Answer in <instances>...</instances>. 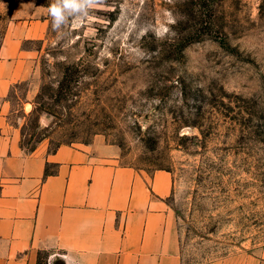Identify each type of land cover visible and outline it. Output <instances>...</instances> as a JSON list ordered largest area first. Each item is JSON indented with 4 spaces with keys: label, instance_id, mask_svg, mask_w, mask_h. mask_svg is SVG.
I'll use <instances>...</instances> for the list:
<instances>
[{
    "label": "rangeland",
    "instance_id": "1",
    "mask_svg": "<svg viewBox=\"0 0 264 264\" xmlns=\"http://www.w3.org/2000/svg\"><path fill=\"white\" fill-rule=\"evenodd\" d=\"M50 2L0 0V52L28 68L6 131L170 171L184 264L264 249V0H98L60 30Z\"/></svg>",
    "mask_w": 264,
    "mask_h": 264
},
{
    "label": "crops",
    "instance_id": "2",
    "mask_svg": "<svg viewBox=\"0 0 264 264\" xmlns=\"http://www.w3.org/2000/svg\"><path fill=\"white\" fill-rule=\"evenodd\" d=\"M10 43L0 52V97L28 72L18 41ZM4 120L0 264H184L170 171L146 176L71 144L25 151ZM202 264H264V249Z\"/></svg>",
    "mask_w": 264,
    "mask_h": 264
},
{
    "label": "clouds",
    "instance_id": "3",
    "mask_svg": "<svg viewBox=\"0 0 264 264\" xmlns=\"http://www.w3.org/2000/svg\"><path fill=\"white\" fill-rule=\"evenodd\" d=\"M98 0H51L48 14L51 16L53 30H60L69 23L88 19Z\"/></svg>",
    "mask_w": 264,
    "mask_h": 264
}]
</instances>
